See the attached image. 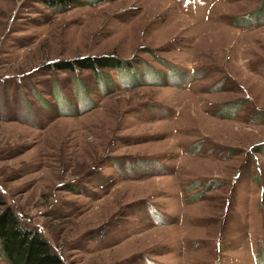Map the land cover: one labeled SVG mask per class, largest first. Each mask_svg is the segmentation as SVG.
Here are the masks:
<instances>
[{"label":"rangeland","instance_id":"rangeland-1","mask_svg":"<svg viewBox=\"0 0 264 264\" xmlns=\"http://www.w3.org/2000/svg\"><path fill=\"white\" fill-rule=\"evenodd\" d=\"M68 1L0 0L2 203L64 264H264V0Z\"/></svg>","mask_w":264,"mask_h":264},{"label":"trees","instance_id":"trees-1","mask_svg":"<svg viewBox=\"0 0 264 264\" xmlns=\"http://www.w3.org/2000/svg\"><path fill=\"white\" fill-rule=\"evenodd\" d=\"M45 1L46 4L56 7L69 3L68 0ZM262 6L251 12L250 16L256 17ZM124 64L114 56H102L55 62L51 67L55 70L72 73L77 68L91 71H96L98 68L119 70L124 68ZM0 205H4L0 212V250L7 264H64L52 248L48 238L22 223L13 210L5 206L1 200Z\"/></svg>","mask_w":264,"mask_h":264}]
</instances>
